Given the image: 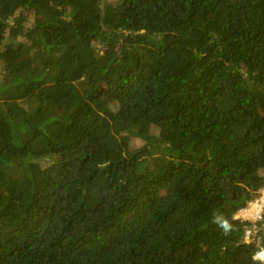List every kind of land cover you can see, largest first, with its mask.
I'll use <instances>...</instances> for the list:
<instances>
[{
  "label": "trees",
  "instance_id": "16d2710c",
  "mask_svg": "<svg viewBox=\"0 0 264 264\" xmlns=\"http://www.w3.org/2000/svg\"><path fill=\"white\" fill-rule=\"evenodd\" d=\"M263 195L264 0H0V264H264Z\"/></svg>",
  "mask_w": 264,
  "mask_h": 264
},
{
  "label": "rangeland",
  "instance_id": "374dc122",
  "mask_svg": "<svg viewBox=\"0 0 264 264\" xmlns=\"http://www.w3.org/2000/svg\"><path fill=\"white\" fill-rule=\"evenodd\" d=\"M253 204L254 203H251L247 208L241 210L240 213L238 214V216L245 217V218H250V219H255L256 216L253 215V213H254ZM253 239L254 238L252 236H250V237L245 238L244 242H251ZM262 254H263V257H264V252Z\"/></svg>",
  "mask_w": 264,
  "mask_h": 264
},
{
  "label": "built area",
  "instance_id": "2783aa9c",
  "mask_svg": "<svg viewBox=\"0 0 264 264\" xmlns=\"http://www.w3.org/2000/svg\"><path fill=\"white\" fill-rule=\"evenodd\" d=\"M259 207L260 208V212H262L263 208H264V195L257 199V201L254 203L253 208L255 210V208Z\"/></svg>",
  "mask_w": 264,
  "mask_h": 264
},
{
  "label": "bare ground",
  "instance_id": "6f19581e",
  "mask_svg": "<svg viewBox=\"0 0 264 264\" xmlns=\"http://www.w3.org/2000/svg\"><path fill=\"white\" fill-rule=\"evenodd\" d=\"M259 214H260V208L257 207V208H255L253 215H254V216H257V215H259Z\"/></svg>",
  "mask_w": 264,
  "mask_h": 264
},
{
  "label": "clouds",
  "instance_id": "9594fccd",
  "mask_svg": "<svg viewBox=\"0 0 264 264\" xmlns=\"http://www.w3.org/2000/svg\"><path fill=\"white\" fill-rule=\"evenodd\" d=\"M256 201H257V200H256ZM256 201H254L253 203H255ZM253 205H254V204H253ZM260 213H261V212H260ZM259 215H260V214H259ZM259 215H257V216H259ZM257 216H256V217H257ZM262 255H263V254H262Z\"/></svg>",
  "mask_w": 264,
  "mask_h": 264
}]
</instances>
